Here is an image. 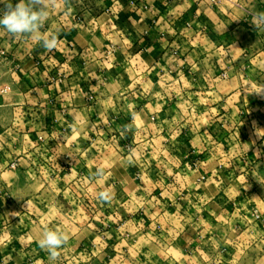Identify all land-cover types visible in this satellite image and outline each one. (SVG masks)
I'll return each instance as SVG.
<instances>
[{"label": "crops", "instance_id": "0c3cea01", "mask_svg": "<svg viewBox=\"0 0 264 264\" xmlns=\"http://www.w3.org/2000/svg\"><path fill=\"white\" fill-rule=\"evenodd\" d=\"M259 12L56 0L52 51L0 28V264H264Z\"/></svg>", "mask_w": 264, "mask_h": 264}, {"label": "clouds", "instance_id": "9594fccd", "mask_svg": "<svg viewBox=\"0 0 264 264\" xmlns=\"http://www.w3.org/2000/svg\"><path fill=\"white\" fill-rule=\"evenodd\" d=\"M4 9L0 10V28L4 29L13 38L28 36L36 43H40L48 51L56 49L58 37L55 34L41 33V28L49 18L50 9L56 4V0H19L13 5L12 0H0ZM68 5L69 0H63ZM252 24L257 30L264 28V12L253 15ZM264 92L261 88L256 93ZM94 175L103 177L105 169L99 167ZM98 199L104 203H110L112 193L109 190L99 192ZM70 236L58 230H45L42 238L38 241L39 247L49 253V258L55 261L60 256L59 249L65 246Z\"/></svg>", "mask_w": 264, "mask_h": 264}, {"label": "built area", "instance_id": "2783aa9c", "mask_svg": "<svg viewBox=\"0 0 264 264\" xmlns=\"http://www.w3.org/2000/svg\"><path fill=\"white\" fill-rule=\"evenodd\" d=\"M0 92H2V91H0ZM11 167H12V168H16L17 165H16L15 163H12V164H11Z\"/></svg>", "mask_w": 264, "mask_h": 264}]
</instances>
